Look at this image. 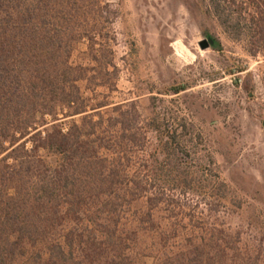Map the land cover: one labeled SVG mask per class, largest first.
Returning <instances> with one entry per match:
<instances>
[{"label": "trees", "instance_id": "16d2710c", "mask_svg": "<svg viewBox=\"0 0 264 264\" xmlns=\"http://www.w3.org/2000/svg\"><path fill=\"white\" fill-rule=\"evenodd\" d=\"M229 2L200 0L225 26ZM110 9L0 0V264H264V239L229 224L226 186L175 132L152 145L132 105L84 97L111 65Z\"/></svg>", "mask_w": 264, "mask_h": 264}, {"label": "rangeland", "instance_id": "374dc122", "mask_svg": "<svg viewBox=\"0 0 264 264\" xmlns=\"http://www.w3.org/2000/svg\"><path fill=\"white\" fill-rule=\"evenodd\" d=\"M101 1L112 15L107 41H97L107 46L111 65L100 86L79 84L84 97L132 105L145 126L156 127L152 145L175 132L176 148L191 150L226 186L229 224L264 239V0L224 4L226 26L205 13L200 0ZM208 38L213 46L201 51L199 43ZM86 52L85 42L72 62L85 65ZM69 124L61 121L63 129Z\"/></svg>", "mask_w": 264, "mask_h": 264}, {"label": "water", "instance_id": "95a60500", "mask_svg": "<svg viewBox=\"0 0 264 264\" xmlns=\"http://www.w3.org/2000/svg\"><path fill=\"white\" fill-rule=\"evenodd\" d=\"M213 44H214L213 40L208 38V39L200 42L198 46H199L201 51H205V50L209 49L211 46H213Z\"/></svg>", "mask_w": 264, "mask_h": 264}]
</instances>
